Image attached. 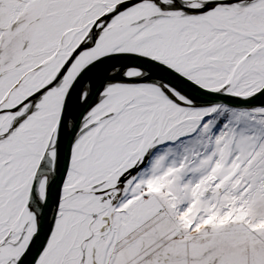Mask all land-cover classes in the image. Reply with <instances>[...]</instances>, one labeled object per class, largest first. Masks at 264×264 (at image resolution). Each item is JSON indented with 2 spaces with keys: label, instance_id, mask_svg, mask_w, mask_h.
<instances>
[{
  "label": "snow or ice",
  "instance_id": "6c2138e0",
  "mask_svg": "<svg viewBox=\"0 0 264 264\" xmlns=\"http://www.w3.org/2000/svg\"><path fill=\"white\" fill-rule=\"evenodd\" d=\"M0 264H264V0H0Z\"/></svg>",
  "mask_w": 264,
  "mask_h": 264
}]
</instances>
